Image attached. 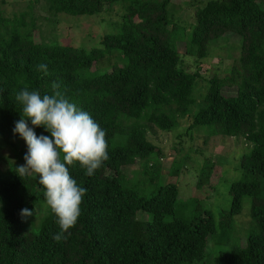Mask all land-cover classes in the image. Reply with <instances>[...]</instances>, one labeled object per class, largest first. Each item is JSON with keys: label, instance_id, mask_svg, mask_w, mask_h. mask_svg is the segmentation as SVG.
I'll return each mask as SVG.
<instances>
[{"label": "trees", "instance_id": "16d2710c", "mask_svg": "<svg viewBox=\"0 0 264 264\" xmlns=\"http://www.w3.org/2000/svg\"><path fill=\"white\" fill-rule=\"evenodd\" d=\"M171 1L44 0L49 14L69 17L95 16L119 4V31L103 35L101 48L89 52L36 43L30 12L7 18L0 10V142L10 147L22 140L13 132L21 118L15 101L20 81L42 94H52V82L59 81L65 98L105 130L109 156L91 177L78 162L69 166L87 192L77 223L60 242L52 239L59 226L50 208L36 231L35 217L26 223L20 216L21 209L34 213L45 202L38 176L0 170V264H201L206 256L207 264H264V0H210L197 7L191 36L182 39L184 52L177 46L180 24ZM224 37L237 41L239 57L226 76L208 79L199 97L200 76L184 70L181 58L204 60ZM115 53L124 64L112 65ZM42 63L48 75L38 69ZM108 65L113 68L107 73L87 75ZM182 125L208 139L246 143L249 152L238 159L241 177L228 190L227 214L238 215L243 201L249 202L244 247L206 255L209 237L231 243L217 241L230 230L229 218L218 230L209 211L195 208L190 218L177 217L178 188L160 180L161 152L148 137L151 128L170 133ZM34 131L49 135L43 127ZM134 165L140 181L124 173Z\"/></svg>", "mask_w": 264, "mask_h": 264}, {"label": "rangeland", "instance_id": "374dc122", "mask_svg": "<svg viewBox=\"0 0 264 264\" xmlns=\"http://www.w3.org/2000/svg\"><path fill=\"white\" fill-rule=\"evenodd\" d=\"M210 0H172L170 9L177 10L176 19L179 27L177 31V46L184 52L182 39L190 38L194 26V10L203 7ZM0 10L7 18H12L24 12H30L35 23L33 40L41 44H58L71 46L76 49L89 52L94 48H101L100 39L105 34H115L120 29L122 10L119 4L113 11L101 12L95 16L69 17L62 14L52 15L46 11L44 0H0ZM237 41L227 40L225 37L210 47L209 55L204 60L183 55L181 67L189 73H198L200 79L197 82L196 94L202 96L205 82L212 77L223 78L239 57ZM119 54H113V64H124ZM112 65L101 68L98 72L92 69L87 75L93 73H107L112 70ZM233 90L225 91L231 94ZM198 97V98H199ZM187 125L174 132L165 133L154 128L149 130V140L160 149V180L176 184L179 194L177 206L180 210L177 217L190 218L197 208L199 211H209L213 214L216 226L222 219L229 218L231 198L228 194L230 184L240 179L238 159L249 152L246 143L242 139L214 137L206 138L202 133H192L187 130ZM0 170L8 168L16 169L23 164L22 158L27 152V145L22 139L13 142L10 147H5L0 142ZM13 145V146H12ZM158 167V168H159ZM150 172L153 171L149 168ZM171 170L177 175H171ZM129 179L140 181L141 171L138 165L125 170ZM201 182V185H200ZM149 195L148 193H144ZM49 206L46 201L35 207L33 216L35 223L31 227L36 231L41 220L46 216ZM250 207L245 199L238 215L230 217L228 226L230 230L217 241L230 240L231 243H213L209 237L206 255L221 251H229L232 246H245V238L249 230ZM199 213V212H196ZM24 221L29 222L30 218ZM139 220L145 219L144 214H138ZM212 240V241H211ZM208 257L206 256L205 260ZM201 264H207L206 261Z\"/></svg>", "mask_w": 264, "mask_h": 264}, {"label": "clouds", "instance_id": "9594fccd", "mask_svg": "<svg viewBox=\"0 0 264 264\" xmlns=\"http://www.w3.org/2000/svg\"><path fill=\"white\" fill-rule=\"evenodd\" d=\"M38 69L48 75V66ZM24 86L15 94L21 105V118L14 133L25 141L24 163L15 169L20 177L35 175L43 187L44 199L57 217L59 231L52 235L56 242L66 240L81 214V203L87 189L78 185L69 173L75 162L91 177L109 159L106 132L84 110L65 98L59 81L51 84L52 94ZM31 127L29 126V122ZM43 127L49 135L37 136L34 128ZM34 210L21 209L22 219L33 216Z\"/></svg>", "mask_w": 264, "mask_h": 264}]
</instances>
